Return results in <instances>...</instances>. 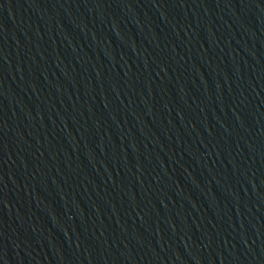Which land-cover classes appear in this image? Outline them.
I'll return each instance as SVG.
<instances>
[{"label":"water","instance_id":"1","mask_svg":"<svg viewBox=\"0 0 264 264\" xmlns=\"http://www.w3.org/2000/svg\"><path fill=\"white\" fill-rule=\"evenodd\" d=\"M0 264H264V0H0Z\"/></svg>","mask_w":264,"mask_h":264}]
</instances>
